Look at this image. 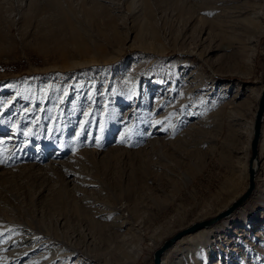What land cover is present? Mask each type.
Masks as SVG:
<instances>
[{"label": "rangeland", "instance_id": "obj_1", "mask_svg": "<svg viewBox=\"0 0 264 264\" xmlns=\"http://www.w3.org/2000/svg\"><path fill=\"white\" fill-rule=\"evenodd\" d=\"M50 2L0 0V264H153L246 188L264 0ZM263 128L253 192L205 228L208 264H264Z\"/></svg>", "mask_w": 264, "mask_h": 264}, {"label": "bare ground", "instance_id": "obj_2", "mask_svg": "<svg viewBox=\"0 0 264 264\" xmlns=\"http://www.w3.org/2000/svg\"><path fill=\"white\" fill-rule=\"evenodd\" d=\"M113 1V0H112ZM36 5V4H35ZM91 6H93L92 8V10L93 11H95V12H98V11H100L102 8L104 9V10H109V9H106V7L103 5V4H101L100 2H93L92 3V5ZM87 9V7H85V5L83 4V5H81V8H80V11L82 12L83 11V9ZM111 8V7H110ZM3 9H1V7H0V28H1V21H3L2 20V17L4 16V15H6V13H7V11L5 10L4 12L2 11ZM36 11V13L38 12V10L36 9L35 10ZM48 11H49V13H52V14H54L55 15V17H61V16H63V17H65L64 15H70V14H72V12H74V10H72L71 9V5H69L68 4V2H67V0H51V2L48 4ZM117 11V10H116ZM109 13H110V11H109ZM77 14V13H76ZM83 14V13H82ZM113 14V13H112ZM257 14H258V12H257ZM106 16V15H105ZM263 16H264V13H263ZM74 17V16H73ZM4 18H6V17H4ZM105 18V17H104ZM59 19V18H58ZM66 20V19H65ZM57 22V21H56ZM8 23V22H7ZM10 25V24H9ZM7 28H9V27H7ZM3 32L1 31V29H0V37L2 36L1 34H2ZM2 39V38H1ZM264 120V111H263V116H262V123L264 122L263 121ZM250 130H252V121H250ZM264 129V128H263ZM252 133V132H251ZM262 135V124H261V131H260V136ZM251 136V135H250ZM9 139H12V137H10V136H4V135H2L1 136V142H3L2 144H1V146H0V150L3 148L4 149V147H7V146H4V145H6L5 143H6V141H8ZM259 139H260V137H259ZM260 140H258V142H259ZM263 147V146H262ZM262 147H261V144L260 145H258L257 144V155H256V157L253 159V166H254V168H255V175H256V172H258V168H260L261 166H262V163H261V161H260V152H262ZM263 154V153H262ZM264 162V161H263ZM255 175H254V186H255ZM264 185V184H263ZM262 185V186H263ZM264 189V188H263ZM253 190H254V188H253ZM253 190H252V192H253ZM251 192V193H252ZM255 193V192H254ZM249 197V196H248ZM247 197V198H248ZM257 199H259V201H258V203L260 204V205H258V207H259V210L261 209H264V193H262V192H260L259 194H257ZM242 205V204H241ZM239 207V206H238ZM237 207V208H238ZM236 208V209H237ZM235 209V210H236ZM234 211V210H233ZM232 211V212H233ZM231 212V213H232ZM230 213V214H231ZM229 214V215H230ZM228 215V216H229ZM227 216V217H228ZM227 217H225V218H227ZM224 219V218H223ZM256 220H258V218L257 219H255V221ZM264 220V215L261 217H259V221H263ZM236 222V221H235ZM217 224V223H216ZM215 225V224H214ZM251 225H253V224H251ZM213 226V225H212ZM212 226H209V227H212ZM209 227H205V228H208L209 229ZM205 228H201V229H199V230H196L195 232H192V233H189V234H186V236H188L190 239H191V246H190V248L188 249V253H187V255H185L184 256V258H186V260H185V262L182 260L181 261V263H184V264H187L188 263V261H190V262H193V264H208L209 263V258H210V256H211V254H212V252H213V250H214V245L213 244H215L214 242H216V239H211V238H208V236H209V234H210V230H207V229H205ZM233 234H235V233H233ZM239 235H241V236H243L242 234H239ZM183 237H185V235L183 236ZM183 237H181L180 239H182ZM189 238H188V240H189ZM34 239V238H33ZM180 239H178L175 243H177V242H179L180 241ZM174 243V244H175ZM173 244V245H174ZM172 245V246H173ZM176 245V244H175ZM170 248V247H169ZM168 248V249H169ZM135 249V251H134V257H137V255L141 252V249H140V247L139 246H137L136 248H134ZM166 252H164V254H165ZM163 254V255H164ZM139 256V255H138ZM56 257V256H55ZM161 264H162V259H161ZM190 264V263H189Z\"/></svg>", "mask_w": 264, "mask_h": 264}, {"label": "water", "instance_id": "obj_3", "mask_svg": "<svg viewBox=\"0 0 264 264\" xmlns=\"http://www.w3.org/2000/svg\"><path fill=\"white\" fill-rule=\"evenodd\" d=\"M263 111H264V85L260 91L257 107L254 114L252 136L250 139L251 154L248 160V182L246 188L225 209H222L218 211L216 214L211 215L207 218L194 221L191 224L175 231V233H173L169 238L164 240L163 243H161L157 248L154 249L153 257H152L153 264H161V257L164 254V252L169 247H171L178 239H180L186 234L195 232L196 230H199L201 228L209 227L218 223L220 220L227 217L238 206L244 203L247 197L251 194L254 188V175H255L253 159L257 155V144L260 137Z\"/></svg>", "mask_w": 264, "mask_h": 264}]
</instances>
